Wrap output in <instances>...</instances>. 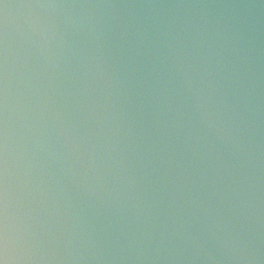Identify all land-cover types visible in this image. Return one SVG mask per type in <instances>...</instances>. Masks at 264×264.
<instances>
[{"label":"clouds","instance_id":"obj_1","mask_svg":"<svg viewBox=\"0 0 264 264\" xmlns=\"http://www.w3.org/2000/svg\"><path fill=\"white\" fill-rule=\"evenodd\" d=\"M0 6V264H264V48L227 11L264 0ZM11 7L63 86L13 73Z\"/></svg>","mask_w":264,"mask_h":264},{"label":"water","instance_id":"obj_2","mask_svg":"<svg viewBox=\"0 0 264 264\" xmlns=\"http://www.w3.org/2000/svg\"><path fill=\"white\" fill-rule=\"evenodd\" d=\"M10 5H20L26 3L27 0H5ZM236 3H250L252 0H235ZM2 7V6H0ZM227 11L252 16L260 29L261 33V47L264 48V9H249V8H235L228 9ZM28 10L11 7L8 9V39L10 47V59L11 69L13 73L22 71L23 69L31 68L34 69L39 76V80L42 86L60 84L63 86L67 83L65 76L74 70V65L69 72L65 71L67 67L65 61L69 58L68 53L61 52L58 42H53L51 45V51L46 52L45 55L48 58V62L45 64L44 61L38 57L30 43V32L28 31ZM2 26V22H0ZM68 39L76 40L77 38L69 35ZM59 65V67H57Z\"/></svg>","mask_w":264,"mask_h":264}]
</instances>
